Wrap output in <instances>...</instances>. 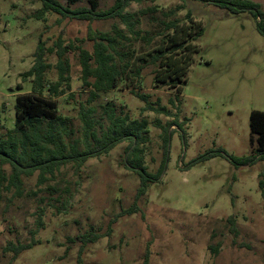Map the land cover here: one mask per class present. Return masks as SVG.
Listing matches in <instances>:
<instances>
[{"label":"rangeland","instance_id":"374dc122","mask_svg":"<svg viewBox=\"0 0 264 264\" xmlns=\"http://www.w3.org/2000/svg\"><path fill=\"white\" fill-rule=\"evenodd\" d=\"M252 1L264 8V0ZM99 2L106 10L116 0ZM151 6L160 11L184 7L177 18L185 20L190 11L204 28L197 41L201 51L194 56L182 93L156 88L153 67H149L140 86L134 84V91L147 96V102L125 87L90 102V92L83 90L79 48L93 52L90 31L108 32L114 24L124 28L119 20L89 23L53 13L37 20L36 13L42 8L39 0H0L1 132L15 122L16 96L33 92V78L25 80L23 75L35 65L42 39L49 84L59 80L60 46L66 50L63 59L70 64L65 76L70 78L71 90L58 99L59 114L74 131L66 141L83 139L82 106L95 108V120L106 128L108 103L117 114L149 122L147 141L142 145L149 172L156 173L161 167L165 139H170L166 171L137 203L139 211L132 216L116 219L134 205L139 187L138 176L124 165L129 142L89 160L80 171L68 165L44 185L39 184L38 173L24 178L22 197L3 189L0 264H77L82 236L90 232L107 235L110 230V235L87 247L81 255L84 264H145L147 256L149 264H264L260 187L264 162L237 168L226 157L217 156L193 163L219 149L239 158L252 153L251 113L264 112V35L251 14L233 15L200 1L146 0L133 3L128 12ZM155 17L162 19L160 12ZM153 25L154 21L150 24L144 19L142 28L150 30ZM136 45L144 47L141 41ZM147 103L155 110L147 109ZM160 107L169 113L157 111ZM96 129L100 132V126ZM5 170L10 173L9 167ZM41 211L43 226L39 228ZM231 216L236 218L237 234L228 222ZM33 241L38 244L17 258L6 251L11 243Z\"/></svg>","mask_w":264,"mask_h":264},{"label":"trees","instance_id":"16d2710c","mask_svg":"<svg viewBox=\"0 0 264 264\" xmlns=\"http://www.w3.org/2000/svg\"><path fill=\"white\" fill-rule=\"evenodd\" d=\"M42 8L36 13L37 20L53 13L63 19L78 20L83 22H103L119 20L124 26L114 24L111 31H90L89 40L94 43L93 52L79 48V62L82 68L81 80L84 91L90 92V102L96 100L100 94H107L119 87L131 91L136 90L143 80L144 71L153 67L152 75L156 88L163 87L169 91L182 93L187 82V76L194 56L201 49L197 41L204 35L201 22L193 20L189 11L186 19L177 18V14L184 7H177L169 11H160L158 6L146 7L137 13L128 12L133 3L142 4L146 0H116L115 4L103 10L99 0H39ZM155 2L156 0H152ZM187 1V0H184ZM210 3L225 9L233 15L249 13L256 20L258 32L264 35V8L252 0H194ZM86 3L82 6L79 4ZM158 12L162 19L155 17ZM144 19L154 24L150 30L142 28ZM144 43L143 48H137V42ZM53 52V50H50ZM65 49L60 46L58 54L59 80L48 83L46 71V49L42 39L35 52V65L25 73V80L33 78V92L16 96L15 122L12 128L1 132L4 126L0 122V197L3 189L13 191L16 197L23 195V179L33 177L38 173L39 184L44 185L49 177L55 178L56 173L68 165L80 171L91 159L108 155L118 145L129 142L127 157L124 165L134 172L139 178L136 200L132 207L123 209L116 217L132 216L139 211L137 203L144 199L150 186L159 182L164 175L168 162V146L170 139H165L164 160L156 173L148 171L145 165V148L142 146L147 141L149 122L145 119L132 120L129 115H120L111 103L105 108L109 124L106 128L95 120V108L85 109L82 106L80 117L83 124V139L73 143L66 141L74 134L67 125L68 119L59 114L58 99L71 90L70 78L65 76L70 72V64L65 58ZM138 84V85H137ZM123 85V86H122ZM22 89L21 85L18 86ZM134 93H136L134 91ZM137 98L147 102V96L137 94ZM147 109L155 110L152 104L147 103ZM157 111L169 113L167 108L160 107ZM1 121V109H0ZM100 126V132L96 127ZM177 125V122L176 124ZM251 144L254 146L252 153L246 157L227 155L224 150L209 152L199 156L194 164L207 161L217 156H224L235 167L253 166L264 162V112L253 111L250 117ZM5 167L10 168L7 173ZM263 190L264 181H260ZM62 199H57L60 202ZM39 214V228L43 226ZM232 231L237 234V222L234 216L228 220ZM111 233V230L109 231ZM108 232V233H109ZM107 234L90 232L82 236L81 248L77 264H84L83 257L87 247L96 244ZM35 235V233H33ZM38 243L9 244L8 252H14L17 258L24 251L30 250ZM217 253V249H214ZM149 264V257L145 259Z\"/></svg>","mask_w":264,"mask_h":264}]
</instances>
